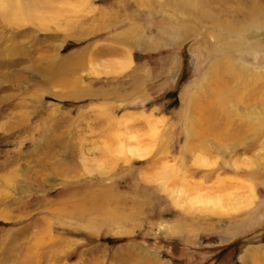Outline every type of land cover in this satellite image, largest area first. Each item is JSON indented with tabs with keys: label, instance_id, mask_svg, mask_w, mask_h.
<instances>
[{
	"label": "rangeland",
	"instance_id": "rangeland-1",
	"mask_svg": "<svg viewBox=\"0 0 264 264\" xmlns=\"http://www.w3.org/2000/svg\"><path fill=\"white\" fill-rule=\"evenodd\" d=\"M164 1L0 0V264H264L263 141L184 154L222 69L264 85V17Z\"/></svg>",
	"mask_w": 264,
	"mask_h": 264
},
{
	"label": "bare ground",
	"instance_id": "bare-ground-1",
	"mask_svg": "<svg viewBox=\"0 0 264 264\" xmlns=\"http://www.w3.org/2000/svg\"><path fill=\"white\" fill-rule=\"evenodd\" d=\"M162 4L166 6L171 5L172 7H181L183 10L193 15L194 22L207 21V23L209 22V24L220 28V30H226L231 33L240 29V26L244 25V22L259 24L261 18L264 17V0H165ZM22 9L23 8L20 9V7L16 8L17 12H24V9ZM20 12H18L16 16L24 15ZM12 18H14L13 15ZM26 68L25 71L29 70L28 67ZM242 72L244 73V70L241 68L239 74H234L233 78H231L232 83L230 85L221 81L223 75L229 74L226 68L219 72L217 78L215 77L216 79L213 81V84L215 85L214 90L216 89L217 92H214L216 93L215 96H213L214 93L212 95L213 104L203 103L205 106L202 105L203 108L198 112L201 116L204 114L207 115L205 113L206 110L208 112L207 118H204L205 121L200 123L205 127L202 128L203 125L196 124L199 125V129L202 128V131L200 133L192 131L191 136L196 135L198 141L193 142V146L195 147L192 145H189L190 147L187 146L184 154H187V149L190 152L191 150L193 151V149L205 151L209 148L216 149L221 153L228 152V150L234 151L237 147H242L251 151L261 145L258 144L259 141H263L262 143L264 144V85H262L261 88L258 87L256 92H252V96H247V92H244L246 91L244 88L249 86L248 89H250V84H253L255 80L252 77L248 78L249 76H244ZM58 76L53 78L50 77L52 78L50 81L56 80ZM233 88L235 90L237 88L238 91L233 92ZM215 97L218 98L219 104L221 103V108L228 103L226 106L230 105L236 109L232 119L230 121H225L223 119L219 126H216V124H219V120H217L218 116L216 117L214 113V110L217 109L215 105L218 101ZM212 105L213 107L211 108ZM234 118L235 120H239L241 125H239L240 129L234 130L235 133H232L231 137H234V139L238 137V139L228 142L226 140L222 141L223 139L220 137V133L227 129L228 123L235 121ZM258 130L259 136H254L251 140L244 139L245 135L248 136V134L250 135ZM244 132H246V134ZM231 137L228 139L232 140ZM250 259L251 257L248 256L245 263L256 264L254 261H249Z\"/></svg>",
	"mask_w": 264,
	"mask_h": 264
},
{
	"label": "crops",
	"instance_id": "crops-1",
	"mask_svg": "<svg viewBox=\"0 0 264 264\" xmlns=\"http://www.w3.org/2000/svg\"><path fill=\"white\" fill-rule=\"evenodd\" d=\"M89 56V55H88ZM91 59V57L89 56V59L87 60V61H89ZM88 63V62H87ZM246 258H247V256L245 257V260H246ZM245 260H244V264H246L245 263ZM249 261H254L255 262V260H249Z\"/></svg>",
	"mask_w": 264,
	"mask_h": 264
}]
</instances>
